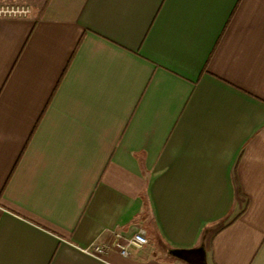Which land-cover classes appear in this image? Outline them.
<instances>
[{
  "label": "crops",
  "instance_id": "1",
  "mask_svg": "<svg viewBox=\"0 0 264 264\" xmlns=\"http://www.w3.org/2000/svg\"><path fill=\"white\" fill-rule=\"evenodd\" d=\"M46 1L3 0L0 264H264V0Z\"/></svg>",
  "mask_w": 264,
  "mask_h": 264
},
{
  "label": "built area",
  "instance_id": "2",
  "mask_svg": "<svg viewBox=\"0 0 264 264\" xmlns=\"http://www.w3.org/2000/svg\"><path fill=\"white\" fill-rule=\"evenodd\" d=\"M22 14L21 11L12 10L9 12H3L4 17L10 15ZM112 243H99L94 242L91 246L83 250L84 254L93 256V257H103L111 252H117L122 258L129 257V250L131 248L141 249L147 246L148 236L147 232L143 229H139L132 236L125 238L119 233H112Z\"/></svg>",
  "mask_w": 264,
  "mask_h": 264
},
{
  "label": "rangeland",
  "instance_id": "3",
  "mask_svg": "<svg viewBox=\"0 0 264 264\" xmlns=\"http://www.w3.org/2000/svg\"><path fill=\"white\" fill-rule=\"evenodd\" d=\"M1 2V4H0V18H16V19H18V18H22V17H25V16H23V14H16L15 16L14 15H10V16H8V17H4V15L2 14L3 12H9V11H12V10H19L18 8L17 9H15L16 7H14V6H8V5H6V4H4V2H3V0H0Z\"/></svg>",
  "mask_w": 264,
  "mask_h": 264
},
{
  "label": "trees",
  "instance_id": "4",
  "mask_svg": "<svg viewBox=\"0 0 264 264\" xmlns=\"http://www.w3.org/2000/svg\"><path fill=\"white\" fill-rule=\"evenodd\" d=\"M48 3H49V0H47L46 3L43 5L39 14L36 16V19L40 20L43 17L44 11L46 10Z\"/></svg>",
  "mask_w": 264,
  "mask_h": 264
}]
</instances>
